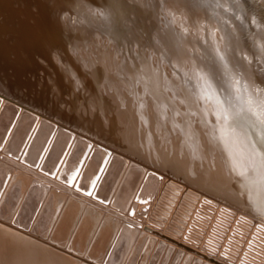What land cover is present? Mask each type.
<instances>
[{
  "label": "bare ground",
  "instance_id": "bare-ground-1",
  "mask_svg": "<svg viewBox=\"0 0 264 264\" xmlns=\"http://www.w3.org/2000/svg\"><path fill=\"white\" fill-rule=\"evenodd\" d=\"M26 1L30 4L19 6L16 15L20 20L18 29L27 32L24 33L25 35L20 33L22 37L15 35V43L21 41L30 43L35 40L42 47L41 51L47 50V54L52 59L53 53L56 52L55 48H58L57 44L61 45L63 52L66 51L70 55L74 53L72 45L77 44L78 40H84L87 46L88 41L94 42L98 50L94 51L95 57L87 70L89 72L87 77L89 89H87L93 95L90 97L95 100L100 113L107 116L95 120L92 116L87 117V114L82 113L81 110L79 112L81 111L82 114L76 112L73 106L77 103V99L75 102L73 96L71 99L67 97L68 105L63 104L64 100L61 101L60 98L66 92H64L65 85H70L72 80L63 82L58 71L39 65L35 60L40 56L36 50L34 52L29 48L26 51L27 48L16 45L13 47L2 38H0V55L7 56V59L3 58L5 63L0 65L2 68L0 84L3 85L0 87V93L10 94L5 88L8 85L11 94L16 97L15 100L22 99L29 107L39 108L41 105V110L48 115L75 125H83L99 135L109 136L116 146L122 147L121 149L130 145V151L135 153L131 141L126 139L128 134L124 137L125 134L123 135L122 132L125 130L122 131L120 125H117L122 120H125L126 124L128 121L129 127L132 125L131 130L134 131V127L136 128V140L133 141L135 144L141 143V148L139 147L141 150L137 147L136 150L142 152L140 154L143 155L140 157L145 162L151 163L157 159L158 155L156 150H152V146L162 144V148L157 147L160 149L157 151L161 152L157 161L159 164L165 162L174 174L183 173L185 181L199 187H208L218 199L225 197L226 203L264 221V196L261 195L256 182L259 174V158L251 162L257 172L250 173L248 179L238 175L239 169L234 168V164H249L248 158L253 152H264V140L251 128L247 132L240 128L233 130L231 118L227 121L223 119V109L231 108L232 112H236L245 108L251 101L259 111L258 106L264 103V0H147V7L140 9H138L140 3L145 0H136L139 4L135 3L134 7L138 8L136 12H131L130 20L124 19L126 16L124 11L117 8L114 0H63L65 4L61 8L58 0ZM86 4L89 6L100 4L103 10L107 11L108 19L97 28L74 20L71 14L81 13ZM152 9L162 14L164 27L163 24L156 26L155 23L147 26L144 20V23L139 21L140 15L137 12H142L143 14H140L144 16ZM64 10L70 14L64 15ZM175 19L177 21H174ZM132 20L135 21L134 24L131 23ZM200 23L205 24V27L203 26L202 30L203 37L199 38L201 30H198L197 35L190 34L188 30H191L189 27ZM159 27H162V31ZM209 30L215 32L218 38L208 33ZM28 32L29 34L26 35ZM102 36H105L106 42L100 41L103 39ZM145 46L150 50L144 51ZM55 58L53 60L60 59V57ZM71 62H74L73 59ZM186 66H189V69ZM26 68H33L44 76L41 94L38 91L33 92V86L32 88L29 86L27 90L24 88L27 85L25 84L27 80H24L28 72L25 71ZM75 68L82 71L87 69H84L83 64L80 63L79 67ZM201 75H204L212 86L207 93L210 98H202L205 86L204 81L200 79ZM233 78L239 80L245 101L238 97L237 86L233 87ZM99 79H102L103 89ZM123 86L128 91L126 98H121L124 92V89H121ZM45 94L48 95L47 97L50 96L48 98L50 101L45 102L44 96L43 99L41 98ZM52 94L56 96L53 97ZM124 94L126 95V92ZM31 95L41 99L30 98ZM78 96L80 98V95ZM11 106L13 107L12 103L0 97V136L2 132L4 134L0 142V149L4 148V151L0 152V213L8 216L10 221L18 215L17 219L20 221L32 222V224L29 234L28 229L25 231L27 226L24 224L23 230L0 222V264H80L76 260L78 258L75 259L77 256L60 250L63 248H68L66 250L70 249L72 252L80 248L87 252L91 250L94 261L98 262L102 259V263L120 262L121 264L126 261L130 251V253L133 250L138 252L140 246L142 248L145 245L144 249H147V253L156 246L159 247L160 240L156 243L154 238H149L134 229L136 226L129 229L125 228L128 227L125 225L126 221L123 224L119 222L121 218L119 214L124 213L123 207L131 198L136 197L133 196L141 188L144 199L146 192L153 191L152 183L156 179L153 171L124 157H122L124 163L118 164L121 157L117 158L116 152L103 150L93 144V141L85 140V137L81 138L84 135L80 137L66 130V127L49 121L46 116L32 113L20 106H17V110L21 113L15 116L13 111L16 108L13 110L15 106L13 108ZM121 109H123L122 117H118L119 112L114 115V112ZM194 122L200 124V127L195 128ZM171 132L176 136V140L170 137ZM166 133L169 137L163 135ZM158 135L164 137L160 136L162 139L159 140ZM174 135L171 136L174 138ZM135 144L133 143L134 146ZM207 146L212 150L209 153L206 151ZM170 147L171 151L165 152ZM179 162L182 167H179ZM208 162L209 165H206ZM189 164L192 166L199 164L200 167L197 168L200 170L192 168L188 171L186 167L189 168ZM222 171L229 173L231 178H223V176L218 178L217 175L219 176ZM212 175L218 180L213 188L209 181ZM88 192L92 195H87ZM100 198L104 201L102 204L97 202ZM134 205L139 204L134 203L133 207ZM121 207L123 209L116 215L117 221L109 217L111 214L106 215ZM6 217L4 219H7ZM127 218L129 219L128 216ZM98 226L100 233L95 240L93 230ZM42 230L44 233L41 232ZM40 233L41 236L38 235ZM151 235L155 234L151 233ZM168 236L164 238L167 240ZM49 237H53L52 240ZM46 239L50 241H45ZM169 244L165 245L169 247ZM186 245L184 244V247ZM171 246L170 253H173L171 255L180 254L181 248L184 250L183 246L179 250L176 249L177 246L175 251ZM168 250L170 249L164 251L167 253ZM188 252L191 253L189 250ZM132 255L133 253L130 257ZM182 258L185 262L186 257L183 255ZM166 260L168 261V258ZM128 261H130L129 257Z\"/></svg>",
  "mask_w": 264,
  "mask_h": 264
},
{
  "label": "rangeland",
  "instance_id": "rangeland-1",
  "mask_svg": "<svg viewBox=\"0 0 264 264\" xmlns=\"http://www.w3.org/2000/svg\"><path fill=\"white\" fill-rule=\"evenodd\" d=\"M114 1H116L117 8L124 11V13L126 15V16H124V19H127V20H130V16L132 15L133 11L136 12V8H138V7H134V5L136 6V4H139L136 0H114ZM20 3H22V4H20ZM27 3L28 2L26 0H0V38H2L5 41L9 42L10 45L13 46V47L16 45L18 47L27 48V50L25 49L26 51H28L29 48L31 49V51L33 50L34 52L36 50L38 52V54L40 55L39 57L37 56V58L35 59L36 62L39 65H41L43 67H51V70L55 69L56 71H58L59 74H61L60 77H62L61 80L63 82L64 81L67 82V81L72 80V82L69 83L70 85H65L64 92L65 91L66 92L60 98L61 101L64 100V102L62 101L63 104L68 105V103H67V102H69L68 99H71L72 96H73V99H74L75 102H76L75 99H77V103H75L76 105L74 104V106H73L74 110L76 112L78 111V113H80V114L86 113L87 115L86 114L85 115L87 117H91L92 116L95 120L96 119L97 120L104 119V117H106L107 114H101L100 113L98 106L95 105V100L92 97H90V96H93V95L88 91V89H89L88 88L89 78H87V77H89V72L87 70H89L90 64L93 61L92 59L95 57V52L94 51L98 50L97 45L94 42H92V41H88L87 42L88 46H87L86 43L84 42V40H82V39L78 40L77 44H74L71 47L72 51L74 53L72 52L73 54L69 55V54H67L66 51L65 52L62 51L63 48H61L60 44H57L58 48H55L56 52L53 53L55 56L53 55V58L50 59L49 54H47L48 53L47 50H45V52H42L41 51L42 47L40 45H38V42L35 41V40L34 41H30L31 44L29 42H27V41H21V42H16L15 43V40H16L15 35L19 36V37H22L23 35H25L24 33L27 32V31L23 32V30L18 29L19 27L17 25H19L18 22L20 20L18 19L17 15H16L18 7L19 6L22 7V6L26 5ZM147 3H148L147 0L142 1L140 3L141 6L139 5L138 9H140L142 7L143 8L147 7V5H148ZM158 3H159V1H158ZM28 4H30V2ZM64 4L65 3H64L63 0H58V5L60 6V8L64 7ZM90 5L91 6H89V4H86L85 8L83 9V11H81V13H78V14L72 13L71 17L74 18V20H77V21H80L82 23H87V24L91 25L92 28H97L99 24H102L103 22H105L108 19L107 18L108 14H107L106 10H103V8L100 6V4H98L99 6L96 5V4H93V5L90 4ZM144 5H146V6H144ZM129 6H131V8ZM90 7H92L91 8L92 10L89 9ZM96 7L99 8L101 11L99 9H97ZM196 7L200 8L199 6H196ZM127 8H128V10H125ZM63 12L62 13L64 15H67V13H68V15L70 14V12H68L67 10H64ZM93 12H94V14H93ZM97 13H99V14H97ZM137 13H139V15H140L139 21L143 22V23L145 21V25H147V26H151L154 23H155L156 26H161L163 24L162 22L164 21V18L162 17V14H159L160 12L157 13V11L155 9L154 10L152 9L150 12H147L144 16H142L143 13L140 12V11L137 12ZM140 13H142V14H140ZM150 13H151V15H150ZM156 14H157V16H156ZM79 17L80 18L82 17L84 19H82V18L80 19ZM75 18H77V19H75ZM174 21H177V19H175ZM131 23L134 24L135 21L132 20ZM148 23H150V24H148ZM162 26L164 27V24ZM203 26L205 27V24L200 23L199 25H196L194 27H189V29H191V30H188V31H189L190 34L193 33L194 35H197L198 30L199 31L201 30L200 31L201 34L199 35V38H200V37H203V35H202ZM159 28L161 30L162 27H159ZM174 31H175V29H174ZM20 33H22L23 35L20 34ZM101 33L103 34L102 31H101ZM208 33H210V34L212 33L215 38H218V36L216 35L215 32H212V31L209 30ZM27 34H29V32L26 33V35ZM5 35H6V37H5ZM103 35H105V33ZM102 38L103 39H101L100 41H105L106 42L105 36H102ZM108 43L109 42H107V44ZM34 44H36V45H34ZM80 47H82V48H80ZM76 48H78L77 51H76ZM81 50L82 51L85 50L84 53ZM147 50L149 51L150 49H149L148 46L147 47L145 46L144 51H147ZM39 51H41V52H39ZM88 51H90V52H88ZM80 52H82V53H80ZM87 52L89 54H87ZM190 52H192V51L190 50ZM92 54H94V56ZM1 55H0V57H2V59L3 58L7 59V56L4 57V55L3 56H1ZM86 56H88V57H86ZM55 57L56 58L60 57V59L53 60ZM71 57H73V58H71ZM66 58H68V59H66ZM2 59L0 58V65L1 66H2V64L5 63V60L4 59L2 60ZM43 59H44V61H43ZM72 59L74 61L73 63L71 62ZM64 60H66V62ZM2 61H3V63H2ZM57 61H59V62H57ZM78 62L80 64H83L84 69L87 68V69H85L86 71L85 70L82 71L79 68H75L77 66L79 67V63ZM195 62L198 63L197 59H195ZM6 63H7V60H6ZM70 63H71V65H69ZM206 63L210 67L209 62L207 60H206ZM1 66H0V71L2 69ZM52 67H54V68H52ZM187 67L189 69V66H186V68ZM25 71H28L27 72L28 75L26 73H24V74H26V76H24V80H27V81H25L26 82L25 84H27V85H25L24 88L27 90L29 86L30 87L33 86V88L31 87L32 91L33 92L34 91L35 92L38 91L39 94H41L40 91H41V89L43 87V84H44V82H42L43 81L42 79H43L44 76H42V74L40 75L39 73H37L33 68L32 69L26 68ZM69 71H71L70 72L71 74L69 73ZM72 72H75V73H72ZM34 77H35V80H34ZM82 77H85L86 79H84ZM36 78L38 80H36ZM39 78H40V80H39ZM82 79H84V80H82ZM37 81H39V82L37 83ZM99 82H100L99 84L101 85L102 84V79H99ZM39 85H40V87H39ZM1 86H3V85L0 84V87ZM6 86H7V87H5L6 90L11 94L12 93L11 90H10L11 88L8 85H6ZM26 86H27V88H26ZM238 86L236 87V93H237L238 97H240L241 99H244V101H245L246 100L245 94H243V92L240 90V86L239 87ZM34 87L36 88V90H35ZM101 87L103 89L102 85H101ZM122 88L124 89V92H126V95L123 92V95L121 94V98L122 97L123 98L128 97L127 96V92L128 91L126 90V88H124V86L121 87V89ZM121 89H120V91H121ZM0 94H1L0 97L5 98L7 100V102H9V103H12L13 107L15 106L14 108L11 106L13 108V110L16 108L13 111L15 116H18L21 113L20 111L17 110L18 109L17 106H20L21 108H25L26 110H29L32 113L39 114V115H42V116H46V118H48L49 121L55 122L57 125L59 124L58 126L66 127L65 128L66 130L68 129L69 131H72V132L76 133L80 137L82 135H84L81 138L85 137V140H88V141H91V142L93 141V144H96V145L100 146L103 150L104 149L105 150H109L110 153H115L116 152L115 154H116L117 158L124 157V158H127L128 160L131 159L130 161H132V160H134V162L136 161L135 163L138 164V165L141 164L142 167L145 166L146 169L148 168L149 170L154 172V175H155L156 179H159V180L155 179V181L152 183L153 191L150 192V193L146 192V199H144L145 196L142 197V195H143L142 194L143 193L142 190L143 189L141 188L140 191H138V193H136V195L133 196V197H135V196L136 197L135 198H131V200L126 204V206L123 207L124 209L121 207L120 209H118V210L115 209L113 211L116 214H114L113 212L106 214L107 216H109L108 214H111L109 217H113L114 220L117 221L116 220L117 219L116 215L119 213L118 212L119 210L121 211L123 209L122 211H124V213L121 212L119 214L121 216V218L119 217L120 219L119 218L118 219H119V222L121 224H123L126 221L127 224H125V225H128V227L125 226V228L133 229L136 226L134 229H137L138 231L142 232L144 235L149 236V238H154L156 243H157V241H158V243L160 241L163 243L162 244L160 242L161 246L160 245H159V247L156 246L157 248L156 247L155 248L157 250L155 248H153V249H151V251L149 253H147V249H144L145 245L142 246V248L140 246V248L138 249V252L133 250L132 253L134 255V258H132L133 255L130 257V255L132 254V253H130L131 252L130 251L129 254H128L129 256L126 257V261L121 262V264H180L181 262L182 263L184 262V258H182L183 255H184V257H186L185 262L183 264H187V263L189 264V262H190V264L192 262H193L192 264H218V262H219V264H264V223H263L264 221H263V219L256 218L255 216H252L249 212H247L245 210L243 211V210H241V209H239L237 207L235 208L233 205H230L229 203H226L227 198H225V197H223V198L220 197L218 199V197H215L211 193V189H209L208 187L207 188L199 187L198 185H195L192 182L185 181V175H183V173H181L179 175L178 174L177 175L174 174L172 172V170L169 169L166 166L165 162L162 161L159 164L157 161H159L158 158H160V157H158V156H160L161 152L157 151V149L160 150L157 147L161 146L160 148H162V146H163L162 144L160 145L159 143H157L159 145L156 146V144H155V145L152 146V150L153 149L156 150L155 152L158 155V156L156 155L157 159L154 160L151 163H148L147 161L145 162V160L140 157V156L143 155V154H140L142 152H137V150H136V147H137V149L141 148L140 147L141 143H139L137 141L138 143L135 144V142L133 141V140H136L135 139L136 138L135 134L137 133L136 132V128L134 127V131H133V129L131 130L130 127H132V125L129 127L130 124H129L128 121H127V124H126L125 120H124L125 122L123 120L119 122V120H118L119 124H117V125H120L119 127H120V129L122 131L123 130L127 131V133L125 131L122 132V133H123V135L125 134L124 137L128 134L126 136V139L128 141L129 140L131 141L132 147L135 148L134 149L135 151L133 150V152H135V153H132V151H130L129 143L127 144V145H129V147L126 146L128 149L126 147H125V149H121L122 147L116 146L115 145L116 143H114V141L111 140L109 138V136L107 137V136L99 135L96 131L92 132L93 130H91L89 128H86L83 125H79V124L75 125V124L69 123V122H67L65 120H63V121L58 120L55 117L50 116L47 113L43 112V110H41L42 109L41 105L39 106V108L38 107H31V106L29 107V105L27 103H25L22 99L19 100V101H18L19 98L15 100L16 97L14 98V96L12 94L10 95V94L6 93L8 96L5 93H2V92ZM65 95H66V97H65ZM74 95H76V96H74ZM78 95H80V98H79ZM43 96H44V99H43ZM47 96L48 95L45 94V95H42L41 98L45 102H48V101H50V99H48L50 96L49 97H47ZM54 96H56V95H53V97ZM31 97L34 98V95L33 96L31 95L30 98ZM45 97H46V99H45ZM67 97H68V99H67ZM74 97H76V98H74ZM77 97L79 98V102H78V98ZM41 98H38V99L40 100ZM84 98H85V100H84ZM34 99H36V97ZM38 99H36V100H38ZM82 101H83V103H82ZM38 103H40V102H38ZM84 103H86V104H84ZM48 105H49V103H48ZM85 105H86V107H85ZM92 105L95 106V107H93ZM90 106L93 107L92 111H91V107ZM42 107H43V109H45L44 106H42ZM78 108H80V109H78ZM79 110H81L82 113H81V111L79 112ZM90 111L92 113H90ZM118 112H119V114H118V117H119V116L122 115L121 113H123V109H121L120 111L118 110V111L114 112V115L117 114ZM125 125H128V126H125ZM193 126L195 128H199L200 124L195 123ZM126 127L131 132L130 131L128 132V129ZM212 131H213V129H212ZM4 133H5V131H4ZM132 135H134V137ZM163 135H165L166 137H169V135H167V133L163 134ZM163 135H158L157 138L160 140V139H162L164 137ZM171 135H174L172 132L170 134V137L173 140H176V136L174 135V138H173V136H171ZM3 136H4V134L2 132L1 136H0V139H1L0 142H2ZM160 136L162 138H160ZM86 138H88V139H86ZM133 143L135 144V146L133 145ZM171 149H172L171 147L167 148L165 150V152L167 150L171 151ZM3 151H4V148L0 149V152H3ZM206 151H208V153H209L212 150L209 148V146H207ZM179 154L183 155L181 153H179ZM121 158L117 162L118 164L121 163V162H122V164L124 163V159L123 158L121 159ZM217 159H219V158H217ZM155 161H156V163H155ZM154 163H155V165H154ZM179 165H177V166L182 167L181 163ZM190 165L191 164H189V168H188V166L186 167L188 171H191L192 168H193V170H197V169H199L197 167H200L199 164L195 165L196 167L192 166V165L190 166ZM206 165H209V162ZM161 166H164V167H161ZM220 174H221V176H220ZM220 174H219V176L217 175L218 178L222 177V176H223V178L224 177L231 178V175L229 173H227L226 171H222ZM209 179H210L209 181H210L211 187L212 188L215 187V185L217 184V181H218L216 176L212 175L211 178H209ZM212 183H213V185H212ZM227 184L229 185L230 182H228ZM201 186H203V185H201ZM154 188H155V190H154ZM153 192H155V194ZM140 193H141V195H140ZM147 193H148V195H147ZM97 202L98 203L101 202V204H102L104 201H103V199L100 198V199H97ZM97 202H94V203H97ZM132 202H133V204L134 203L135 204H139L140 206L139 205H134V207H133ZM136 207H138V208H136ZM114 215H115V217H114ZM249 215H251V216H249ZM127 216L129 217V219L127 218ZM5 217H6L5 215H1V213H0V222L8 223L7 226H11V227L13 225V228L23 229V228H25V226H27L28 228L26 227L25 231L28 229L29 230V231L27 230L28 233L29 234L31 233L30 232L31 231V226L30 225L32 224V222H26V223L22 222L19 219H17L18 215H16L15 216L16 218L13 219L14 221L16 220L15 222L13 220L10 221V218H8V216L6 217L7 219H4ZM134 219H136V220H134ZM137 219H138V221H137ZM6 220H8L9 222L6 221ZM17 221H18V223H17ZM19 221L21 222L20 224H19ZM131 221H134V222H131ZM14 223H16V224H14ZM23 224L25 226H23ZM26 224H28V225H26ZM21 226H23V227H21ZM99 227L100 226L96 227L95 230H93V236H94L95 240H97L96 238L99 237V235H98L100 233V228ZM153 229H155V230H153ZM143 230H145L144 232H147L148 235L146 233H144ZM41 232L44 233V230H42ZM154 232H156V233H154ZM166 232H168V233H166ZM151 233L155 234V235H151ZM38 235L41 236V233L38 234ZM162 235L164 237L169 235L168 236L169 238L166 240ZM174 235H176V236H174ZM178 235H179V237H178ZM158 236H160V237H158ZM175 237L176 238L178 237V238L176 239ZM52 238L53 237H51V238L49 237L50 240H52ZM147 238H145V239H147ZM159 238H161V239H159ZM162 239H164V240H162ZM50 240L46 239L45 241L49 242ZM182 242H184V243L182 244ZM166 243L167 244L170 243L169 247L167 245H165ZM175 243H176V245H175ZM184 244H187V245L184 247ZM147 246H146V248H147ZM162 246L164 247V249H162ZM166 246H167V248H165ZM170 246L172 247V249H175L178 246L176 248L178 250H179V248H181L183 246L184 250H182V248L179 250L180 254L182 252L183 255L181 254V256H180L179 253H175L174 254L175 257H174V255H171L173 253L172 252L170 253V251H172ZM187 246H189V247H187ZM168 248L170 249V250L167 251V253L169 255L166 253V251H164V250H166ZM66 249H68V248H63V249H60V250H63V252L67 251L66 253L67 254L69 253L71 255L73 254L72 256H77V257H75V259L78 258L76 260H78V262L80 264H83V263L84 264H107V262H106L107 260L105 261L106 263H102V259L100 261H98V262L94 261L95 259L91 256V253H92L91 250L87 252L86 250L83 251L84 249L82 250V248H80L79 250H76V252L75 251L72 252L70 249L69 250H66ZM176 249H175V251H176ZM205 249H206V252H205ZM154 250H156V251H154ZM188 250L191 253H189ZM200 250H201V252H200ZM158 251H159V253H158ZM175 251H173V252H175ZM184 251H187V253L184 252ZM135 252H136L137 255L135 254ZM160 252H161L162 255L160 254ZM163 252H165V253L163 254ZM153 253H154V255H153ZM192 253L193 254L195 253L194 254L195 256ZM199 253H200L201 256H199ZM81 254H83V255H81ZM177 254H179V256ZM190 254H192V256ZM196 254L199 257H197ZM212 254H213V256H208V255H212ZM79 255H81V256H79ZM152 255H153V257H150ZM165 255H166V257H165ZM176 255H177V257H176ZM202 255L203 256L206 255V256H204L205 258L206 257H212L213 258L216 255L215 256L216 258L215 257H214L215 259L214 258L213 259L212 258H206L207 259L206 260L205 258H203ZM128 257L130 258V261H128ZM162 257H164V259ZM180 257L183 259L182 261H181ZM200 257H202V259H199ZM165 258L166 259L168 258V261ZM196 258H197V261L199 260L198 263L196 261ZM149 259H151V261L153 260L152 263H150L151 261ZM210 259H212V260H210ZM133 260H134V262H133ZM169 260H171V261H169ZM179 260H180V262H179ZM191 260H193V261L191 262ZM146 261H147V263H146ZM199 262H204V263H199ZM118 264H120V262Z\"/></svg>",
  "mask_w": 264,
  "mask_h": 264
},
{
  "label": "snow or ice",
  "instance_id": "snow-or-ice-1",
  "mask_svg": "<svg viewBox=\"0 0 264 264\" xmlns=\"http://www.w3.org/2000/svg\"><path fill=\"white\" fill-rule=\"evenodd\" d=\"M200 79L204 81L205 86V93L204 97L202 98H210L207 96V93L212 88L211 84L203 75L200 76ZM239 83L240 82L238 79L233 78V87L238 86ZM218 103L220 102L218 101ZM258 107L259 111H257L256 106H254L252 102L249 101L245 108H241L236 112H232L231 108L223 109V119L227 121L229 118H231V127L233 128V130H235L236 128H240L244 129L247 132V130L251 128L260 136L262 140H264V103H261ZM256 158H259V174L256 177V182L261 195L264 196V152H253L248 158L250 162L249 164H234V168L239 169L237 171L238 175L245 179H248L250 173L255 174L257 172L256 167L251 163ZM86 194L92 195L91 192H88Z\"/></svg>",
  "mask_w": 264,
  "mask_h": 264
}]
</instances>
